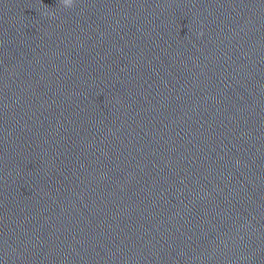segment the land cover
Returning <instances> with one entry per match:
<instances>
[{"label": "clouds", "instance_id": "clouds-1", "mask_svg": "<svg viewBox=\"0 0 264 264\" xmlns=\"http://www.w3.org/2000/svg\"><path fill=\"white\" fill-rule=\"evenodd\" d=\"M60 2H61V5L64 8H66V9L72 8L74 6V4H75V0H60ZM45 15L53 16L54 13H52V12H46ZM201 35H202V33H201Z\"/></svg>", "mask_w": 264, "mask_h": 264}]
</instances>
